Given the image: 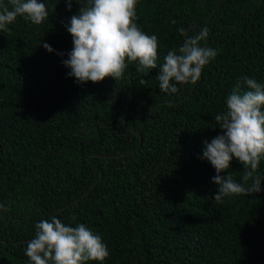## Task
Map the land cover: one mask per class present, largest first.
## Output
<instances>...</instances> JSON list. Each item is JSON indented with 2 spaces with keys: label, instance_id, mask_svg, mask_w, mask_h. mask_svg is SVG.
Segmentation results:
<instances>
[{
  "label": "trees",
  "instance_id": "1",
  "mask_svg": "<svg viewBox=\"0 0 264 264\" xmlns=\"http://www.w3.org/2000/svg\"><path fill=\"white\" fill-rule=\"evenodd\" d=\"M41 2L42 24L18 17L0 32V264H30L27 242L52 216L100 235L104 264H264V180L258 193L217 203L215 169L202 159L204 141L222 134L214 117L226 96L246 90L245 76L264 83V0H137L135 22L158 37L157 68L130 63L122 79L97 83L77 82L62 63L81 4ZM180 28H207L201 44L217 56L170 95L157 75ZM243 170L233 158L224 174L242 182Z\"/></svg>",
  "mask_w": 264,
  "mask_h": 264
},
{
  "label": "clouds",
  "instance_id": "2",
  "mask_svg": "<svg viewBox=\"0 0 264 264\" xmlns=\"http://www.w3.org/2000/svg\"><path fill=\"white\" fill-rule=\"evenodd\" d=\"M72 2L66 0L69 10ZM76 2L81 7L65 25L73 42L68 59L62 61L71 70L69 76L79 83H97L106 77L122 79L130 63L137 64L139 72L157 68L158 37L146 34L135 22L137 0ZM18 17L40 25L49 17V8L41 0L0 2V32L9 31L8 26ZM179 31L184 39L178 48L167 52L157 75L160 91L170 95L178 92L179 84L196 83L204 67L217 56L216 49L201 44L207 39V28L195 35H187L183 28ZM43 47L54 51L47 43ZM146 83L139 79L140 85ZM242 83L246 90L241 91L238 83L226 96V109L214 117L222 134L204 141L202 159L215 169L212 180L218 185L214 195L217 203H223L225 197L258 193L264 180L257 174L264 160V83L247 76ZM233 158L243 165L242 182L224 174ZM25 254L30 264H104L110 252L102 237L84 223L68 226L52 216L36 223L35 236L27 242Z\"/></svg>",
  "mask_w": 264,
  "mask_h": 264
},
{
  "label": "water",
  "instance_id": "3",
  "mask_svg": "<svg viewBox=\"0 0 264 264\" xmlns=\"http://www.w3.org/2000/svg\"><path fill=\"white\" fill-rule=\"evenodd\" d=\"M138 135L140 136V133L138 132Z\"/></svg>",
  "mask_w": 264,
  "mask_h": 264
}]
</instances>
